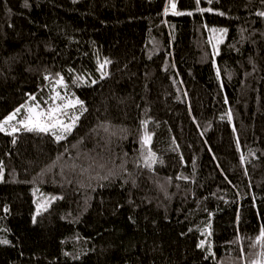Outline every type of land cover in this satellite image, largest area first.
I'll use <instances>...</instances> for the list:
<instances>
[{"label": "trees", "instance_id": "1", "mask_svg": "<svg viewBox=\"0 0 264 264\" xmlns=\"http://www.w3.org/2000/svg\"><path fill=\"white\" fill-rule=\"evenodd\" d=\"M167 5L0 0V120L21 104L46 108L54 86L87 109L59 143L25 131L12 143L0 132V264L259 259L264 0H176L192 13L179 16ZM213 28L227 29L216 53ZM145 120L151 169L141 156ZM36 189L58 197L39 214Z\"/></svg>", "mask_w": 264, "mask_h": 264}, {"label": "snow or ice", "instance_id": "2", "mask_svg": "<svg viewBox=\"0 0 264 264\" xmlns=\"http://www.w3.org/2000/svg\"><path fill=\"white\" fill-rule=\"evenodd\" d=\"M197 4L200 3V0H196ZM211 2V0H209ZM171 10L174 15H192L191 12L184 13L177 11L175 0H170ZM168 7H165V14L168 12ZM200 12L210 11V9H198ZM223 15V13H220ZM258 15L264 17V11L259 12ZM213 36L210 37L209 43L213 46V52H217V45L223 42V35L227 32V29H211ZM215 41V43H213ZM111 63L109 60H105L103 63L98 65V71L101 72V79L108 75L105 71L106 65ZM71 71V70H69ZM59 79L55 81V85L59 87H66L64 84V78L60 76L59 73L56 74ZM219 77V71L217 73ZM49 77H45L48 79ZM75 82V81H74ZM97 81L93 80L92 83H96ZM51 95L48 100L45 101L47 104L46 108L41 107L39 103L35 104H21L18 108L14 110L13 113L4 117L0 120V132L5 133L9 136L13 137L12 143L16 142L15 133L20 131H25L29 133H35L37 135H51L57 143L67 139L69 135L72 134L74 128L77 126L81 115L87 109L84 107L83 101L79 99L69 98L68 93L61 95L59 91H57L54 86L51 89ZM30 100H35V97L30 96ZM23 111V115L20 119H17ZM79 112V114H77ZM229 119H231V113H229ZM15 121V122H14ZM148 121H141V126L144 129L143 135L140 137L141 143V156L144 160L145 167L151 169L152 165L157 162V157L154 151H152L151 145L152 142V133L148 131L147 128ZM239 146V145H238ZM76 147V145H73ZM59 159V157H57ZM245 157L241 156V162L245 161ZM162 163V161H160ZM55 163V162H54ZM54 166V164L52 165ZM52 166H49L51 168ZM2 172V169H0ZM107 177H105L106 179ZM179 178V177H178ZM58 199L56 196L48 197L44 200L42 204L37 205V214L41 210H46L48 204H50L53 200ZM7 210V209H5ZM35 221V217H33ZM210 228V225H209ZM202 234L206 235V237L211 236V232L205 230ZM255 240L260 244L261 248L264 249V227L259 230V234L255 237ZM0 243H8V241H0ZM205 241L202 240L197 247L203 248ZM207 252L209 255L212 254V245L209 241ZM259 259L252 261L251 264H264V251L258 254ZM206 258H208L206 256Z\"/></svg>", "mask_w": 264, "mask_h": 264}, {"label": "rangeland", "instance_id": "3", "mask_svg": "<svg viewBox=\"0 0 264 264\" xmlns=\"http://www.w3.org/2000/svg\"><path fill=\"white\" fill-rule=\"evenodd\" d=\"M175 3H176V0H175ZM167 7H168V14H173L172 13V10H171V5H170V0H168V5H167ZM177 10V9H176ZM210 36L212 37L213 36V33L210 31ZM213 43H215L214 41H213ZM213 47V46H212ZM14 112V111H13ZM12 112V113H13ZM11 114V113H10ZM22 115H23V111H22V113L19 115V116H17V119H20L21 117H22ZM8 116V115H7ZM15 122V121H14ZM33 197H34V205H35V209H36V212H37V205L38 204H42L43 202H44V200L46 199V198H48V197H50L49 195H47V194H45V193H43L40 189H36V190H34L33 191ZM48 206H49V204H48ZM47 206V207H48ZM42 211H44V210H41L40 212H42ZM39 212V213H40Z\"/></svg>", "mask_w": 264, "mask_h": 264}]
</instances>
